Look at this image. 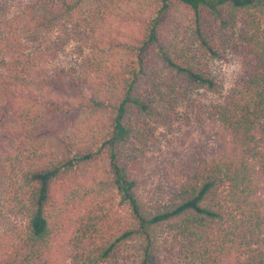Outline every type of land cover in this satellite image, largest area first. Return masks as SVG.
<instances>
[{
    "label": "trees",
    "instance_id": "trees-1",
    "mask_svg": "<svg viewBox=\"0 0 264 264\" xmlns=\"http://www.w3.org/2000/svg\"><path fill=\"white\" fill-rule=\"evenodd\" d=\"M116 2L15 0L14 18L1 22L0 131L15 132L4 152L14 140L16 148L23 144L18 140L22 129L16 126L25 124V108L52 111L57 120L96 115L106 123L91 143L80 142L69 127L54 133L48 158L24 172L17 204L28 220L0 264H50L57 186H73L94 165L130 205L133 221L102 242L99 215L93 211L80 215L61 264L108 263L123 243L134 239L142 243L138 264H167L159 234L163 226L183 240L185 264H264V0H131V8L113 27L110 11L102 6ZM99 21L109 33H99L103 24ZM32 23L40 24L48 35L42 56L56 57L76 40L104 53L116 50L125 61L108 86L90 81L87 71L78 74L65 67L34 74L29 61L34 58L22 55L21 36L25 25ZM122 26H129L122 31L125 39L114 36ZM191 46L210 57L241 53L245 74L211 109L221 127L220 153L196 166L169 203L153 210L140 197L128 151L164 87L182 83L184 88L218 89L214 76L198 65Z\"/></svg>",
    "mask_w": 264,
    "mask_h": 264
},
{
    "label": "rangeland",
    "instance_id": "rangeland-1",
    "mask_svg": "<svg viewBox=\"0 0 264 264\" xmlns=\"http://www.w3.org/2000/svg\"><path fill=\"white\" fill-rule=\"evenodd\" d=\"M105 8L110 11L115 27L120 22V15L131 8V0H117L102 6V10ZM14 16L15 0H0V25H3L1 22L5 17L13 19ZM102 23L99 21V24ZM105 26L103 23L98 29L100 34L109 33ZM128 30L129 26L123 30L117 28L114 36L125 39L122 31ZM44 31L40 24L34 23L26 24L21 31L22 55L26 59L34 58L29 60L32 61L34 74H50L54 69L65 67L74 69L78 74L87 71L91 73L90 81H101L108 86L117 73L118 65L125 61V56L116 50L104 53L102 49L83 46L76 40L69 42L56 57L42 56L43 42L48 36ZM184 38L188 41L189 35L185 33ZM191 47L197 53L198 65L214 76L218 89L184 88L182 83L164 87L154 112L145 116L139 136L128 151L127 161L140 182V197L153 210L169 203L182 181L196 166L220 153L218 131L221 127L212 116L211 109L238 85L245 74L241 53L228 51L223 56L210 57L197 52L195 46ZM21 105L25 106L24 103ZM22 113L25 124L22 122L16 126L22 129L18 140L21 139L23 144L19 148L15 147L14 140L9 151L4 152V145L9 143L11 136L15 138V132L9 135L5 129L0 131V161H3L0 169V257L11 251L16 232L27 223V215L17 204L23 174L31 165L36 166L48 158L52 135L60 130L65 132L69 127L80 142L91 143L100 136L106 123L105 119L101 120L96 115L87 118L84 114H76L75 120L70 116L57 120L52 111L33 107L25 108ZM11 127L15 130V120ZM57 189L58 200L51 217L56 236L50 264H61L65 260L67 243L76 220L88 211L97 213L101 219L98 238L102 242L113 239L132 224L130 205L114 186L104 182L99 165L86 168L73 186L63 183ZM159 234L167 264H185L182 262L186 259L183 240L174 238V231L166 226L160 228ZM141 249L139 239L127 241L105 264H138Z\"/></svg>",
    "mask_w": 264,
    "mask_h": 264
}]
</instances>
